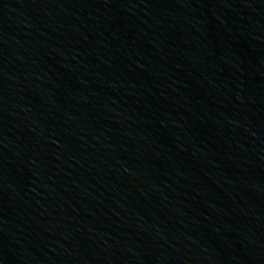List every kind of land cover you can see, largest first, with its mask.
<instances>
[{
    "label": "water",
    "instance_id": "obj_1",
    "mask_svg": "<svg viewBox=\"0 0 264 264\" xmlns=\"http://www.w3.org/2000/svg\"><path fill=\"white\" fill-rule=\"evenodd\" d=\"M0 264H264V0H0Z\"/></svg>",
    "mask_w": 264,
    "mask_h": 264
}]
</instances>
